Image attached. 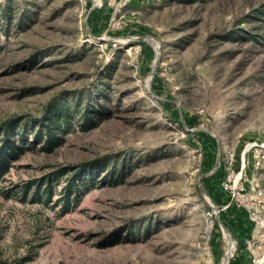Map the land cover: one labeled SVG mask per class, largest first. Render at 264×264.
<instances>
[{
	"label": "rangeland",
	"instance_id": "obj_1",
	"mask_svg": "<svg viewBox=\"0 0 264 264\" xmlns=\"http://www.w3.org/2000/svg\"><path fill=\"white\" fill-rule=\"evenodd\" d=\"M51 105L62 142L0 181V264H264V0H0V125ZM105 161L65 216L15 192Z\"/></svg>",
	"mask_w": 264,
	"mask_h": 264
},
{
	"label": "trees",
	"instance_id": "obj_2",
	"mask_svg": "<svg viewBox=\"0 0 264 264\" xmlns=\"http://www.w3.org/2000/svg\"><path fill=\"white\" fill-rule=\"evenodd\" d=\"M89 115V108H87L83 119L86 122L82 125L83 130H88L93 126L92 120L90 121V117H88ZM70 119L71 115L67 106L51 105L46 109L43 117L31 126V131H28V125L21 129V123L18 120L0 125V181L11 172L13 163L28 149L41 145L39 151L53 152L56 146L62 142L64 125ZM108 165L109 163L105 161L86 164L78 168H60L56 172L29 182L25 186L17 187L15 192L25 202L31 201L47 206L53 204L56 208H59L60 215L65 216L80 205L83 196L99 182L98 179L101 174L110 173L108 172ZM109 177L108 174L102 184H117V181L114 178L112 179V175ZM63 179L66 180L64 181L66 183L64 185L63 182L64 186L57 195L56 187ZM55 196L59 197L53 201ZM10 197L11 195H7V198ZM121 238L120 235L114 236L108 246L116 244Z\"/></svg>",
	"mask_w": 264,
	"mask_h": 264
},
{
	"label": "bare ground",
	"instance_id": "obj_3",
	"mask_svg": "<svg viewBox=\"0 0 264 264\" xmlns=\"http://www.w3.org/2000/svg\"><path fill=\"white\" fill-rule=\"evenodd\" d=\"M244 157H245V155H244ZM232 249V248H231ZM233 250V249H232Z\"/></svg>",
	"mask_w": 264,
	"mask_h": 264
}]
</instances>
